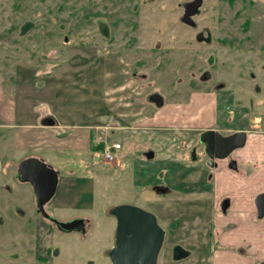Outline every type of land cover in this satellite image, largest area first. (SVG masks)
<instances>
[{
	"label": "rangeland",
	"instance_id": "obj_1",
	"mask_svg": "<svg viewBox=\"0 0 264 264\" xmlns=\"http://www.w3.org/2000/svg\"><path fill=\"white\" fill-rule=\"evenodd\" d=\"M190 1L0 0V83L7 92H14L17 111L28 108L21 101L35 111L18 112L16 127L2 128L0 133L36 136L40 131L33 128L40 120L57 121L54 136L58 133L63 140L60 145L65 144L59 150L57 138H53L49 151H13L3 160V166L11 163L14 191L4 193L5 203L0 202V264H30L36 257L27 241L33 245L34 227L41 215L30 184L14 179L18 164L31 154L48 159L61 177L59 193L45 206L46 211L59 217L83 216L92 226L86 237L72 233L59 240L62 243L56 248L61 252L53 264H111L109 250L116 241L117 227L111 210L121 204L139 205L159 214L160 224L167 230L161 249L165 264L264 262V217L259 218L250 205L253 201L256 206V196L264 192V187L254 184L259 178L238 176L234 182L238 191L229 195L236 201L225 213V196L216 189L225 182L231 185L228 172L214 171L212 175L199 160L191 162L175 155L184 137L193 138L195 132L209 127H225L226 117H233L228 124L241 121L239 129L257 121L260 127L253 134L264 135V95H252V106L249 91L244 95L236 91L242 96L235 98L242 100L238 106L225 90L216 93L211 88L213 81L224 80L231 87L241 77L237 70L242 65L235 60L224 65L220 63L223 57L257 58L264 43V10L260 0H236L233 5L223 1L220 9L224 14L216 12L223 23L212 24L208 14L214 15L210 8L215 0H207L211 5L195 16L199 26L192 28L182 20L183 4ZM223 25L227 28L219 33ZM207 26L215 36L226 37L229 45L240 44L233 50L217 49L216 67L208 62L215 46L195 38ZM263 64L257 60L252 66L244 65L245 83H252L255 92L257 82L264 86ZM249 70L257 75V82L250 78ZM205 71L213 79L201 80ZM153 93L163 97V105L148 101ZM102 140L122 143L116 162L107 163L102 149L94 148ZM158 183L172 191L155 193ZM243 185L244 192H258L245 197ZM60 202L62 212L56 207ZM177 246L179 258L174 256Z\"/></svg>",
	"mask_w": 264,
	"mask_h": 264
},
{
	"label": "flooded vegetation",
	"instance_id": "obj_2",
	"mask_svg": "<svg viewBox=\"0 0 264 264\" xmlns=\"http://www.w3.org/2000/svg\"><path fill=\"white\" fill-rule=\"evenodd\" d=\"M223 1L224 2H228L230 5H233L234 2H236V0H215V3L210 8L211 11H213L214 15H212V13L208 14L212 24L215 21H216V23H219L220 25H222V23H223L224 18L222 16H221L222 19L220 17L217 18V15H216V12H218V13L222 12V14H224L223 13L224 11L222 9H220V5H223L222 4ZM185 3L183 4V7H184ZM206 4H207V0H202V4L200 5L199 9H197L196 11H193L194 15H192V17L194 16L193 17L194 19H191V21H190V25H191L192 28H198L199 24H198L197 21H195V16L196 15L200 16L203 11L208 10V6H209V4L211 5V2L208 1L207 6H206ZM180 5H181V3H180ZM260 9L264 10V1L263 0H260ZM215 17H216V19H215ZM182 20L184 21L183 17H182ZM263 21H264V18H263ZM99 23H100V26L103 25L102 22H99ZM186 24H188V23H186ZM247 26H248L249 29L252 27V21L251 20H249V24ZM226 28H227V25L220 26L218 28L219 33H222ZM100 29H101L102 34L105 35L106 31L104 29H102V28H100ZM256 29H259V28L257 26H255V31H256ZM214 33L215 32H214L213 28H211L210 26H207L204 29L198 30L196 32V35H195L196 42L204 43V44H206L208 46H212V47L215 46V52H212L208 56V62L210 64V66H215L216 64H219V63H217L218 55L216 53L220 54V50L217 51V49L221 48V49H225V50H227V49L228 50H233V49L239 47V45H240L238 42H232L229 45V43L226 42V40H228L226 37L225 38L224 37H218V36H215ZM219 43H221L222 46H220ZM234 43H236V45H233ZM258 51H259V55L257 56L258 59L257 58L256 59L259 60V61H262V63H264V43L259 46ZM256 59L246 58L245 56H241V55H235V56H233L231 58L223 57L222 61L220 63H222L224 65H227V66L232 65L233 64L232 63L233 60L237 61L238 64L242 65V68H239V70H237L238 71L237 76L238 77L241 76V77H239L236 80H233L232 81L233 84L231 85V87L229 86V84L227 82H225V80L224 81H213L212 84H211L212 85L211 86L212 92H216L217 93L218 91H222V90L224 91L225 90L226 93L229 96L233 97L234 102L238 103L237 105L240 106L241 103H242V100L238 99V102H237V100H235V98L236 97H242V96L238 95L235 92L239 91V92H242V95H244L245 91H249L251 93V95L249 94L248 96H250V102L252 103V106H253L254 102H252L253 98H251V96L252 95H254V96H258V95L262 96V95H264V86L263 87L260 86L259 82H261V81H259V82L256 81L258 77L252 70H249V76L254 82H257V84H258L257 86L259 88L258 92L254 91L252 83L248 84V85L245 83L246 73H245V69H244L245 66L244 65L246 64L247 66H252L253 64L257 63ZM159 62H160V58H159ZM258 66H259V64H258ZM262 67H263V69H261L262 70V74H264V64L262 65ZM262 74L260 76L262 78H264V76ZM145 76H146L145 74H142L141 79H144ZM210 78L213 79V75L209 71H205L202 74V76H200V79L203 80V81L208 80ZM262 81L264 82V79H262ZM239 85H243V86L247 85V88L242 87V88L237 89V86H239ZM260 93H262V94H260ZM153 94H157V93H153ZM153 94H150L147 97H148V101H150L152 103H155L154 101L150 100V96L153 95ZM233 99L229 100L228 102L232 103ZM230 106L231 105L229 104L228 107H230ZM231 107H232V110L234 111V107L233 106H231ZM232 118H233L232 116L230 118L226 117V119L224 118V120H227L226 123L228 124L229 121L232 120ZM257 118L258 117H256V119ZM258 120H259V118H258ZM51 122H53V125L51 127H53V128L58 127V124L55 121H51ZM218 122H220V121H218V119L214 120V123H218ZM258 122L260 124L261 122H263V119H261ZM218 124L220 125V123H218ZM227 124H226V126H227ZM257 124H254L253 126H258ZM222 125H223V123H222ZM226 126L225 127H219V126L218 127H209V128L203 129L201 131H198L197 128L193 129V131H198V132H195V135H194L193 138L192 137L191 138L190 137H184L182 139L183 140V144L186 145V150H185L186 151V156L191 162H197L198 160H199V162L202 161L204 163V165H206L209 168V170L206 168L208 173H211L212 175H214L215 174L214 171H216L218 169L219 162L220 161H226L227 168L231 169L238 176L239 175L243 176V171H242V169L240 167L239 160H238V158L236 156V153H238V150L242 149L243 147L234 149L233 151L230 152V154L226 158L220 159L217 156H218V154H222L224 152V150L227 147V145H218L216 148H212L211 149L210 146H208L206 144H202L201 141H200L202 133L204 131H207V130H214L216 132L221 133L222 136H228V135L234 134L236 132H240V131H246L247 134L249 132L251 133L252 131H255L253 129V126L252 125H248V124H245L246 129H239V128H231V129H229V127H226ZM261 126H264V124H262ZM259 127H260V125H259ZM206 140H207V142L217 141L216 140V136H214V135H213V137L207 138ZM247 141H248V137H247ZM94 148L100 149L101 148L100 147V143L99 142H95ZM207 150L209 152H211L214 157H210L209 154L207 153ZM74 151H75V154H76L77 150H74ZM28 157H31V156H28ZM28 157H26V158H28ZM26 158H24V159H26ZM39 158H41V157H39ZM43 160L48 163V161H46L45 159H43ZM107 163H109V162H107ZM19 164H18L17 169H15L16 171H15V174H14V179L16 178L18 181H20L22 183L30 184V186L32 188V192H33V194L35 196V200H36L37 213H39L41 215V218H37L36 225L34 227V234L32 235L34 237L33 245L31 244L30 241H27V245L29 246L30 250L33 251L34 254H36V257H35L34 261L31 262L30 264H53L52 262L54 261V258H56V256L61 252V251H59V248H56L57 244L62 243V241H59V240H63V238L66 235L70 236L72 233H79L82 237H86L89 234V232L91 231V228H92L90 220L88 218H86V217L84 218L83 216L74 217V218L73 217H59L57 213L51 214L48 211H46L45 206L52 199L55 198L57 193H59V187H60L59 184L61 182V177L59 175V184L57 186V191H56L55 195L53 196V198L44 205V209L49 215H51L53 217H56L60 221H64V222H67V221H69L71 219L84 218V228H85V229H82V230H72V231H68V232L62 230L55 221L51 220L50 218H47L41 211H39V207L37 205V196H36V192H35V187L30 181H21L20 180V177L22 176V174H19ZM48 164H50V163H48ZM3 168L4 167H3V162H2V171H1V176H0V193H2V195H1L0 202H4L5 203V195H4V193H7V192L8 193H12L14 191V189H13L12 184L10 183V175H9L10 170L7 171L6 169H3ZM154 189H155V193H158V194L172 191L171 187H169L168 185H165V184H161V183L155 184ZM39 190L41 191V187H39ZM232 203H233V199L230 196H225V200L222 203V211L226 213L230 209ZM63 205L64 204L61 203V202L56 204L58 212H62L63 211V209H64ZM131 205H135V204H131ZM136 206H139V205H136ZM139 207H141V208H143V209H145V210H147L149 212H152L154 214L156 213V211H153V210H150V209L148 210V209H146V208H144L142 206H139ZM4 211H6V210L3 209V212ZM256 211H257V208H256ZM111 216H113V218L115 219V221L117 223V219L112 213H111ZM156 216H157V221H158L159 225L161 227H163L160 224L161 218H160L159 214H157ZM1 220H4V218L1 217ZM163 228L165 230V239H166L167 230H166V227H163ZM81 236H77V237L81 238ZM112 245H111L110 250H109V257H110L111 264H114L113 261H112L110 253L112 251V247L115 246V242ZM55 248H56V254H55ZM173 250H174L175 258H179V256H178L179 253H180L179 246H177L175 249L173 248ZM156 264H165L164 262H162V259H161V251L159 253V256H158ZM262 264H264V262Z\"/></svg>",
	"mask_w": 264,
	"mask_h": 264
},
{
	"label": "water",
	"instance_id": "obj_3",
	"mask_svg": "<svg viewBox=\"0 0 264 264\" xmlns=\"http://www.w3.org/2000/svg\"><path fill=\"white\" fill-rule=\"evenodd\" d=\"M202 0H193L185 3V13L183 19L190 24L193 11L199 9ZM189 19V20H188ZM206 78V77H205ZM158 106L163 105V97L159 94L150 96ZM216 136L217 141L207 142V138ZM248 134L246 131L236 132L228 136L214 130L204 131L200 141L212 148L218 145H227L218 158H226L231 151L242 148L246 145ZM210 157H214L207 150ZM152 156V155H151ZM149 157V156H148ZM2 163L0 159V176ZM19 174L21 181H30L37 196V205L47 218L55 221L64 231L82 230L84 228V218L71 219L67 222L60 221L56 217L49 215L44 205L50 201L57 191L59 184V172L42 158L32 156L22 160L19 164ZM41 187V191L39 190ZM258 217H264V192L258 194L255 199ZM111 213L117 219L116 241L110 255L114 264H156L161 248L165 240V230L157 221V216L139 206L131 204H121L115 206Z\"/></svg>",
	"mask_w": 264,
	"mask_h": 264
},
{
	"label": "crops",
	"instance_id": "obj_4",
	"mask_svg": "<svg viewBox=\"0 0 264 264\" xmlns=\"http://www.w3.org/2000/svg\"><path fill=\"white\" fill-rule=\"evenodd\" d=\"M13 94H14L13 91L12 93L10 91L7 92L4 86L0 83V129L2 128L12 129L16 127L14 123L18 119V114H17L18 112L21 114L27 113V112L28 113L35 112L34 109L30 107V104H28L27 101H21V102L25 103L28 106V108L26 110L18 109L17 111L16 98H15V95ZM43 115H44L43 113L42 115H40L39 120ZM55 122L58 124V127H59V123L57 121ZM240 123L242 122L239 121L238 123H235V124H227V126L229 127V129L236 128L238 127V124ZM255 124H257V121ZM52 125H53V122L43 123V121L40 120L38 125L33 128V129L40 131L39 134H36V136H33L31 134L25 135L24 132H21L19 136L16 135L14 137L7 136L3 132L0 133L1 162H3V160L8 158L12 154L13 151H19V152L20 151L21 152L31 151V150L49 151L50 149H53V145H54L53 138H57V146L60 147L59 150H64L65 144L60 145V141H63L62 138H60V135L57 133V135L54 136V129L58 127L53 128L51 127ZM253 128H255L254 130H257L259 126H253ZM21 129H29V127H23ZM253 132L254 131H252L251 133L249 132L248 141L246 145L242 149L238 150V153H236V156L239 160L240 167L243 171V176H249L252 178L258 177L260 181L254 184H257L259 188H263L264 187V165H263L264 164V135L263 134L254 135ZM94 139L95 137L93 138V140ZM73 148L76 150L77 146ZM185 150H186V145L182 144L178 147V151H177L178 153H175V155L178 156L180 159L185 160L187 158ZM29 156H34V155L31 154ZM36 156L39 157L38 155ZM120 156H121V159H123V155L121 153H120ZM45 160L48 161V159H45ZM199 163H203V162H199ZM9 164H11L10 161H7L6 164L4 165L6 166L7 171L10 170ZM226 165H227L226 161H220L219 167L216 170L219 173L228 172L227 180H229L232 185L231 186L228 182H225V184L220 190L216 189L217 193L223 196H226V195L229 196L238 191V187L234 185V182L238 178V175L235 174L231 169L227 168ZM184 166H186L188 169L191 168V165L189 164H185ZM250 168H253V171L251 173H247V171ZM188 169H185V170L189 171ZM73 174L75 175L76 172H73ZM245 189H246V186L243 185L241 191L245 195V197L248 196L251 198V196H254L258 192V191H255L254 189H250L247 192H244ZM218 194L215 195V202L217 201L219 197ZM230 197L233 199V203H235L236 199H234V196H230ZM250 205H252L256 209V206L254 205L253 201L250 202Z\"/></svg>",
	"mask_w": 264,
	"mask_h": 264
},
{
	"label": "built area",
	"instance_id": "obj_5",
	"mask_svg": "<svg viewBox=\"0 0 264 264\" xmlns=\"http://www.w3.org/2000/svg\"><path fill=\"white\" fill-rule=\"evenodd\" d=\"M120 148H121L120 143L107 144L104 149V154L106 159L109 161L115 160V151Z\"/></svg>",
	"mask_w": 264,
	"mask_h": 264
},
{
	"label": "bare ground",
	"instance_id": "obj_6",
	"mask_svg": "<svg viewBox=\"0 0 264 264\" xmlns=\"http://www.w3.org/2000/svg\"><path fill=\"white\" fill-rule=\"evenodd\" d=\"M129 125V124H128ZM201 131V130H200ZM91 136V135H90ZM93 150V149H92ZM144 159V158H143ZM185 191V190H184ZM85 218V217H84ZM43 223V222H42ZM57 226V225H56ZM113 246V245H112ZM51 258V257H50ZM42 260V259H41Z\"/></svg>",
	"mask_w": 264,
	"mask_h": 264
},
{
	"label": "trees",
	"instance_id": "obj_7",
	"mask_svg": "<svg viewBox=\"0 0 264 264\" xmlns=\"http://www.w3.org/2000/svg\"><path fill=\"white\" fill-rule=\"evenodd\" d=\"M100 147H101V145H100Z\"/></svg>",
	"mask_w": 264,
	"mask_h": 264
}]
</instances>
